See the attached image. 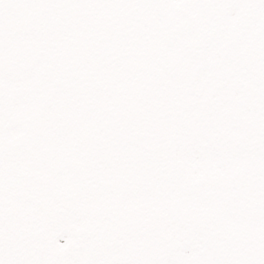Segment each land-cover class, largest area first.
Segmentation results:
<instances>
[{"label": "snow or ice", "instance_id": "6c2138e0", "mask_svg": "<svg viewBox=\"0 0 264 264\" xmlns=\"http://www.w3.org/2000/svg\"><path fill=\"white\" fill-rule=\"evenodd\" d=\"M0 264H264V0H0Z\"/></svg>", "mask_w": 264, "mask_h": 264}]
</instances>
